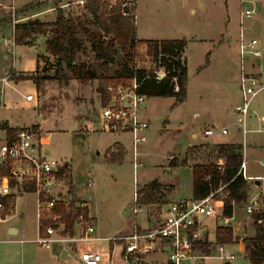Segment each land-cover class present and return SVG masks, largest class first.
I'll return each instance as SVG.
<instances>
[{
    "label": "rangeland",
    "instance_id": "obj_1",
    "mask_svg": "<svg viewBox=\"0 0 264 264\" xmlns=\"http://www.w3.org/2000/svg\"><path fill=\"white\" fill-rule=\"evenodd\" d=\"M32 1L1 0L3 6L14 5L15 11L13 16L10 10L0 8V81L3 77L10 79L9 83L24 94L37 92V102L33 107L21 105L19 92L1 81L3 93L0 101L5 107L0 110V119L6 117L13 127L30 128L38 124V129L40 125L39 143L43 151H48V157L61 165L68 164L74 195L90 202L92 212L97 216L96 236L109 242L119 235L128 234L134 225L148 227L146 213L155 218L156 205H139L141 210L137 215L128 217L121 214V209L126 203H130L132 208L134 194L139 198L141 188L153 181L167 184L163 186V191H158L156 204L168 202L167 195L173 186V199H189L190 168L206 162L218 164L220 159L216 153L218 149H213L215 145L233 142L248 149L244 159L248 163L249 173L252 168L260 170L258 162L264 160V91L250 106L247 117L249 132L243 136L233 123L236 119L234 109L239 103L235 91L241 70L239 34L242 31L246 40L256 39L264 50V0H252L258 15L242 23L239 19V0H130L135 2V27L140 43L131 51L129 59L135 62L137 69L161 72L147 56L143 41L180 39L187 42L184 54L187 96L183 101H176L172 97L146 99L142 115L149 122L147 141L138 147L136 169L133 168L130 135L99 130L97 123L103 105L98 93L99 79L81 83L69 78L67 84L53 80L56 76V59L45 51L46 36L32 35L28 44L16 45L20 54L15 61L8 55L3 39H11L14 20L16 26L35 19L50 23L55 20L56 9L66 3L60 0ZM248 6L251 7L244 5ZM62 10L65 16L72 18L89 16L84 8L75 4ZM50 31V28L46 30L47 35ZM78 37L82 45L74 57V63L94 71L99 78L114 77L118 63L124 60L122 55L106 72L85 37ZM18 76L50 79L41 82L37 89L33 80L17 82ZM222 107L226 109L222 111ZM85 121L93 122L98 131L82 132L80 129L84 128ZM204 126L214 132L227 128L228 134L209 137L207 140L214 145L189 147L195 143L191 135L202 134ZM114 139L123 144V151L119 155L120 160L111 162L106 159L105 149L115 142ZM186 158L187 164L183 165ZM172 162L177 166H170ZM259 176L261 174L256 177ZM88 179L93 180V188L87 187ZM248 182V199L234 206L229 224L233 234L235 232L236 242H242L254 233L252 215L247 214L246 208L259 189L254 182ZM261 199L259 207L263 210L264 197ZM34 201L35 195L32 194L19 197L12 219L0 222V264H56L48 251L33 242L36 238ZM205 222L214 226V230L210 231L211 255L204 264H250L237 243L224 246L225 253L219 258L214 240L215 229L222 226L221 216L216 220L206 219ZM9 227L19 232L10 235ZM118 243L112 242V257L109 243L101 245L106 248L104 254L111 264H124L120 260L121 246ZM229 254L234 256V260L223 259ZM159 259L161 264H165L164 255Z\"/></svg>",
    "mask_w": 264,
    "mask_h": 264
},
{
    "label": "built area",
    "instance_id": "obj_2",
    "mask_svg": "<svg viewBox=\"0 0 264 264\" xmlns=\"http://www.w3.org/2000/svg\"><path fill=\"white\" fill-rule=\"evenodd\" d=\"M111 1L114 3L118 0ZM122 2V14L127 16L124 9H133L135 2L130 0H122ZM240 2V23L258 15V9L255 6L244 7L245 4H249V0H240ZM72 4L84 8L86 0H68L60 8L63 9ZM0 8L10 10L14 16V5L3 6L0 0ZM16 23L15 20L12 23L11 39H3L4 47L7 48V53L13 61L20 54L15 43ZM239 56L241 62L239 103L235 107L236 119L233 126L245 136L249 132L247 117L250 113V106L253 100L264 91V67L258 73L245 71L246 58L260 60L263 53L259 42L256 39L246 40L242 31L239 34ZM164 77L163 70L156 73V79L161 80ZM137 89L138 84L134 79L130 83L109 84L106 87L107 102L100 107L99 111L102 131L130 135L134 169L138 167V147L147 141L146 134L149 127L148 120L142 115L147 98L139 94ZM22 97L25 102L35 104L37 102L35 94L28 93ZM4 107V103L0 101V110ZM215 134L227 135V128L215 132L206 130L200 137L204 139ZM260 165L264 169V161ZM64 168V165L49 158L48 154L43 151L39 143V132L35 127L19 128L13 140L0 143V169L8 172L0 176V221L4 220L2 213L5 211L7 198L11 200L13 206L20 195L32 193L36 198L40 232L34 243L48 251L53 257L63 256L76 264H103L105 259L101 252L92 249L81 250L82 245L92 241V235L95 233V225L91 218L80 214L74 225V234L69 236L63 234L65 226L59 224L60 216L54 212L58 204H68L59 194V188L65 184ZM246 169V162L243 159L238 174H241L245 180L254 182L259 189L246 208L247 214L252 215L262 211L259 203L262 201L261 197H264V174L259 177H249ZM26 187L31 188V192L26 191ZM88 187H92L91 181H88ZM213 195L201 200L189 198L158 204L156 217L150 228L140 229L136 226L128 236L115 237L110 242L123 244L120 258L125 264H161L159 261H147V257L154 253H164L166 255L165 264H203L204 260L210 256L201 253L198 247L204 242H211L210 231L214 230V226L206 224L205 220L218 219L223 206V202L214 200ZM137 201V195L134 194L131 209L133 215H137L141 210ZM228 220L221 218L222 226H227ZM42 221L45 224L42 225ZM262 222L258 221L259 224ZM40 228L44 235L41 234ZM215 247L219 258H222L225 253L224 246L216 245ZM223 259L231 261L234 256L229 254Z\"/></svg>",
    "mask_w": 264,
    "mask_h": 264
},
{
    "label": "trees",
    "instance_id": "obj_3",
    "mask_svg": "<svg viewBox=\"0 0 264 264\" xmlns=\"http://www.w3.org/2000/svg\"><path fill=\"white\" fill-rule=\"evenodd\" d=\"M66 2L68 0H60ZM122 0L112 3L111 0H86L84 10L89 15L85 18H72L65 16L61 8H57L53 22H41L38 19L30 20L15 27V43L17 45L28 44L32 35L46 36L45 51L56 59V76L53 80L67 84L69 78L81 83H87L99 79L101 83L98 93L103 105L107 102L106 87L111 83H130L133 79L138 84V93L146 98H168L183 101L186 97L187 67L184 59L187 42L185 40H146L147 56L157 69L163 70L165 77L156 79V72H146L137 69L135 62L130 58L131 51L140 43L137 39L135 27V7L124 10L127 16L122 14ZM33 5L32 7H37ZM50 28V34L46 30ZM94 28V29H93ZM85 37L96 59L101 62L104 71L116 62L119 55L123 61L118 63V69L114 77H98L97 74L74 63V57L80 50L82 41L78 37ZM69 73V74H68ZM50 78L37 79L34 76H22L17 82L33 80L37 89L41 82ZM1 129L6 132L5 142L13 140L19 128H9L3 124ZM218 159L222 163L206 162L194 164L191 167L192 174V198L201 200L213 195L216 200L223 202L221 218L231 219L234 206L245 203L248 199L249 180L238 174L242 156V146L236 144L215 145ZM120 154L117 155L120 160ZM188 156V155H186ZM187 164V158L182 162ZM170 166H174L173 162ZM6 170L0 169V176L6 175ZM67 173V169H63ZM62 179V175L60 176ZM161 185L157 181L144 185L138 198V205H154L158 203L157 193ZM220 190V191H219ZM31 192V188L26 187ZM77 201L72 200L67 205L58 204L55 213L60 216L59 224H64L63 234L72 236L74 225L80 214L87 216V210L76 206ZM12 210L11 200H5L3 219ZM254 236L242 240L246 257L250 264H264V210L252 214ZM263 221L261 224L258 221ZM45 224L44 221L41 222ZM41 234L44 235L42 228ZM216 245H231L236 242L230 226H218L215 229ZM198 249L206 256L211 255L212 244L204 242Z\"/></svg>",
    "mask_w": 264,
    "mask_h": 264
},
{
    "label": "crops",
    "instance_id": "obj_4",
    "mask_svg": "<svg viewBox=\"0 0 264 264\" xmlns=\"http://www.w3.org/2000/svg\"><path fill=\"white\" fill-rule=\"evenodd\" d=\"M35 1H39V0H33L32 2H35ZM239 2H240V0H239ZM29 3H31V2H28L27 4H29ZM27 4H25V5H27ZM25 5H23V6H25ZM240 5H241V2H240ZM245 5H253V6H255V3L252 1V0H249V4H245ZM54 8V7H53ZM53 8H51L52 10H54ZM2 19V21L4 20V18L2 17L1 18ZM1 23V22H0ZM1 25L2 24H0V29L2 28L1 27ZM138 39V38H137ZM139 40V39H138ZM150 40H163V39H150ZM259 47H260V49L262 50V53H263V56H262V58L260 59V60H256V59H253V58H251V57H248V58H246V61H245V64H244V68H245V71H247V72H249V73H258L263 67H264V60H263V58H264V50L262 49L263 47H261L260 46V44H259ZM238 49H239V43H238ZM185 51H186V49H185ZM240 65H241V62H240ZM240 77H241V70H240V75H239V82H240ZM9 80L10 79H8V78H2L1 79V81H3L4 82V84L6 85V86H11V87H13V88H15L14 90H16L17 92H19V93H21V95L19 94V96H20V99H21V105H31L32 107H33V104H34V102H32V103H28V102H25L24 101V99H23V97H22V95H24V93L23 92H21V91H19V90H17L16 89V87L14 86V85H12V84H10L9 83ZM0 81V82H1ZM15 83H17V82H15ZM239 86H240V84L238 83V86H236V92H237V94H238V98H239ZM29 93H32L33 94V92H30V91H28ZM0 93H3L2 92V88H0ZM34 94H37V92L36 93H34ZM187 96V95H186ZM186 98V97H185ZM5 105V104H4ZM222 109V111H224L226 108L225 107H222L221 108ZM235 110V109H234ZM250 114V113H249ZM197 116V115H196ZM195 117V116H194ZM263 120V119H262ZM258 121H259V119H258ZM3 124H7V126L9 127V128H20L19 126H16V127H13L11 124H10V122H9V120L5 117V118H1L0 119V133H1V135H2V137H0L1 139H0V142L2 143V142H4L5 140H6V132H5V130H3V129H1V126L3 125ZM84 128H81L80 130L82 131V132H89V131H93V132H96V131H98V128L96 127V125L93 123V122H91V121H85L84 123ZM97 124H99V130L100 131H102V122H101V119H100V117H99V123H97ZM36 127L37 128V126H38V124H34V125H32L31 127ZM198 127H195V130H198L197 129ZM40 129V125H39V128H38V130ZM206 130H212V129H208V127H205L204 126V128H203V132L204 131H206ZM249 131V130H248ZM104 132V131H103ZM201 135V134H200ZM200 135L198 136L197 134H195V133H193L192 135H191V139L195 142L194 144H192V145H190L189 147H197V146H204V145H214L212 142H209L207 139H209V137H207V138H201L200 137ZM215 135H219V134H215ZM214 136V135H213ZM220 136H222V135H220ZM225 136V135H224ZM210 137H212V136H210ZM115 140V139H114ZM224 144H235V143H233V142H231V143H224ZM218 145H221V144H218ZM236 145H238V144H236ZM188 147V148H189ZM214 148V147H213ZM106 159L107 160H109V161H111V162H116L117 160H118V158H117V155L118 154H121V152L123 151V144L120 142V141H117V140H115V142H113V144L112 145H110V146H108L106 149ZM244 152V153H243ZM248 152V149H246L245 150V148H242V153H243V159H244V155H245V153H247ZM46 153L47 154H49V152L48 151H46ZM245 160V159H244ZM262 161H264V160H260L259 162H258V166L260 167V170H258V169H255V168H252L251 169V172L249 173V171H248V163H247V161L245 160V162H246V167H247V169H246V174L249 176V177H256V176H258L259 174H261V175H263L264 174V169H263V167L260 165V163L262 162ZM220 163H222V160L220 159V161L218 162V164H220ZM179 165V164H178ZM177 165H175V166H172V167H176ZM64 167L65 168H67L68 169V173H67V175H66V177H64V179H65V181H64V185L61 187V188H59V194H60V197L62 198V200H66L67 202H71L72 200H75V201H77V203H76V206H78L79 208H84V209H86L87 210V215L91 218V220L94 222V228H95V233H96V224H97V216L92 212V207H91V204H90V202L89 201H87V200H85L83 197H77L76 195H74V193H73V184H72V180H71V171H70V169H69V167H68V164H65L64 165ZM190 171H191V168H190ZM87 181H91L92 182V187H88L89 189L90 188H93L94 187V182H93V180L92 179H88ZM160 185H161V187H160V190L161 191H163V186H165V185H167L166 183H162V182H158ZM170 185H172V184H170ZM173 186V185H172ZM172 190H174V186H173V189ZM172 190H171V192H172ZM171 192H170V194H168L167 195V200H168V202H175V201H179V200H181L180 198L179 199H173L172 198V196H171ZM26 194H32V193H25V195ZM23 195L24 194H22V195H20L19 197H23ZM33 195V194H32ZM190 198H192V174H191V196H190ZM18 199V198H17ZM17 199H16V201H17ZM16 201H15V203L13 204V206H12V210H10L9 211V214L7 215V217L4 219V220H1L0 222H8L10 219H12V217H13V215H14V213H15V210H16ZM34 204H35V208H34V213H35V225H36V238L38 237V235H39V221H38V217H37V204H36V198H35V201H34ZM128 203H126V204H124L123 205V207H122V211H121V214L123 215V216H125V213H124V208H125V206L127 205ZM154 205H158V204H154ZM141 206H144V207H146V205H141ZM132 209V208H131ZM264 210V209H263ZM132 215V212L130 213V215L129 216H131ZM146 216H147V219H148V227H145V228H141L139 225H134L133 227H132V229H130V231L128 232V234H125V235H119V236H128L129 234H131V232H132V230H133V228L134 227H139L140 229H148V228H150L152 225H153V219L154 218H152V217H149L148 215H147V213H146ZM128 217V216H127ZM232 220V218L231 219H229L228 220V223H227V226H229V224H230V221ZM263 225H264V222H263ZM230 227H231V225H230ZM8 231H9V233H10V235H14V234H16L17 232H19V230L17 231V229H15L14 227H9V229H8ZM12 232H14V233H12ZM95 233L92 235V241H89V242H87L86 244H84V245H82V247H81V250H89V249H92V250H95V251H98V252H101L102 254H103V256H104V259H105V261H104V263L103 264H110V260H109V258L104 254V251H105V249L106 248H104L103 246H101L102 245V243H109V249L111 250V253L113 252V248H114V244L112 245V242H106V240L107 239H105V238H102V237H100V236H96L95 235ZM234 234H235V232H234ZM119 236H117V237H119ZM254 236V233H252L251 235H249L248 237L249 238H252ZM36 238H35V240H36ZM35 240H33V242L35 241ZM239 244L240 245V249H241V251L244 253V257L246 258V260H247V257H246V252H245V247H244V245H243V243L242 242H235L234 244ZM118 244H120V246H121V250H120V252L122 251V247H123V244L121 243V242H119ZM80 245V244H79ZM232 245V244H231ZM223 246H226V245H223ZM49 255H50V257L51 258H53L55 261H56V264H74L73 263V261H71V260H68V259H65L63 256H60L59 258L58 257H53V256H51V254L49 253ZM162 255H164L165 256V263H166V255L164 254V253H154V254H151V255H149L148 257H147V261L148 262H153V261H161V259H159ZM120 256V255H119ZM163 258V257H162ZM120 260H121V258H120ZM206 260V259H205ZM204 260V261H205ZM234 260V259H233ZM248 261V260H247ZM121 262H122V260H121ZM249 262V261H248ZM123 263V262H122ZM125 264V263H124ZM203 264H204V262H203Z\"/></svg>",
    "mask_w": 264,
    "mask_h": 264
},
{
    "label": "water",
    "instance_id": "obj_5",
    "mask_svg": "<svg viewBox=\"0 0 264 264\" xmlns=\"http://www.w3.org/2000/svg\"><path fill=\"white\" fill-rule=\"evenodd\" d=\"M124 213H125V216H129V215H130V213H131V204H130V203H128V204L125 206V208H124ZM12 233H14V232H12Z\"/></svg>",
    "mask_w": 264,
    "mask_h": 264
}]
</instances>
